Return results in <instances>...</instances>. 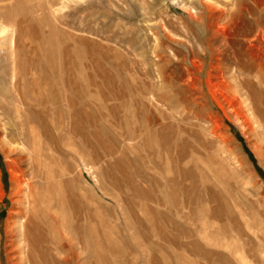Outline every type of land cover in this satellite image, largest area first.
Masks as SVG:
<instances>
[{
    "label": "rangeland",
    "instance_id": "374dc122",
    "mask_svg": "<svg viewBox=\"0 0 264 264\" xmlns=\"http://www.w3.org/2000/svg\"><path fill=\"white\" fill-rule=\"evenodd\" d=\"M5 26L0 264H264V0H0Z\"/></svg>",
    "mask_w": 264,
    "mask_h": 264
},
{
    "label": "bare ground",
    "instance_id": "6f19581e",
    "mask_svg": "<svg viewBox=\"0 0 264 264\" xmlns=\"http://www.w3.org/2000/svg\"><path fill=\"white\" fill-rule=\"evenodd\" d=\"M8 27V26H7ZM0 33H2V34H4V36H5V38L7 39H10V40H12L11 38H12V36L10 35V31L6 28V26L5 27H3L1 30H0ZM12 42V41H11ZM11 45H12V43H11ZM15 52V51H14ZM14 54V53H13ZM21 111V110H20ZM31 161V160H30ZM43 173V172H42ZM42 180V179H41ZM34 185V184H33ZM30 200V199H29ZM31 201V200H30ZM60 201V200H59ZM27 202V201H26ZM26 204V203H25ZM34 213V212H33ZM40 215V214H39ZM43 219V218H42ZM29 221H28V224H27V228H26V231H25V235L27 236V239H28V242L30 243V244H32V245H35V241H37V239H35V236H34V233H33V227H34V225H32L31 223H32V220H31V218H29L28 219ZM34 223V222H33ZM21 224V223H20ZM36 225V224H35ZM39 227V226H38ZM44 231V230H43ZM38 234H41V232L39 233L38 232ZM45 233H43V235H42V237L43 236H45L44 235ZM74 234V233H73ZM86 234V233H85ZM23 238V237H22ZM40 240H41V243L43 242V238H40ZM24 244V243H23ZM43 244V243H42ZM44 244H46L45 242H44ZM28 246V245H27ZM50 246V245H49ZM25 250V249H24ZM31 256V255H30ZM29 260H31V259H29ZM69 262V261H68ZM31 263V262H30ZM40 263V262H39ZM66 263V262H65Z\"/></svg>",
    "mask_w": 264,
    "mask_h": 264
}]
</instances>
